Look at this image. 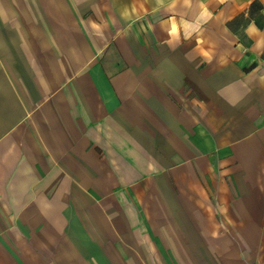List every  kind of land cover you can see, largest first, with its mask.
<instances>
[{"label": "crops", "instance_id": "1", "mask_svg": "<svg viewBox=\"0 0 264 264\" xmlns=\"http://www.w3.org/2000/svg\"><path fill=\"white\" fill-rule=\"evenodd\" d=\"M0 264H264V0H0Z\"/></svg>", "mask_w": 264, "mask_h": 264}]
</instances>
